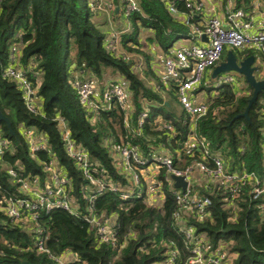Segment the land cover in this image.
Listing matches in <instances>:
<instances>
[{"label": "trees", "instance_id": "1", "mask_svg": "<svg viewBox=\"0 0 264 264\" xmlns=\"http://www.w3.org/2000/svg\"><path fill=\"white\" fill-rule=\"evenodd\" d=\"M136 1L137 9L126 14L123 0H112L107 11L114 14V6H120L129 28L115 27L108 32L96 20L103 13L98 10L97 0L0 2V113L9 120L12 129L11 134L0 120V136L10 144L0 156V203L19 194L16 183L9 176L10 169L23 176H38L43 183L46 174L42 164L56 157L60 169L70 179V196L78 204V210L85 211L87 199L81 190L87 183L65 151L59 119L64 122L70 139L83 147L90 158L97 160L114 181L126 182L111 158L120 144V136L128 133L123 124V110L113 102L109 111H100L99 117L91 120L92 111L82 104L74 87L77 80L94 81L100 101L107 86L126 82L133 120L146 105L142 136L128 137L130 143L141 146L145 156L150 145L168 151L176 160L177 155L184 152L189 136H193L203 138L208 151L221 155L230 170L254 172L264 179V103L261 102L264 90L247 116L242 113L252 88L240 74L237 78L244 85L219 87L208 104V112L194 118L192 123L180 104L179 115L166 109L162 93H171L169 89L166 90L158 79L155 80L159 89L145 84L137 72L139 69L144 76H154L148 56L140 49V29L150 28L153 40L164 51L178 39L193 41L194 38L183 20L170 13L167 0ZM176 7L181 14L187 12L180 0ZM232 7L248 14L251 0H232ZM191 20L197 22L198 18L194 16ZM113 31H118L119 37L115 49L111 50L107 44ZM232 50L238 60L253 55L264 63V52L257 47ZM12 51L18 55L16 62L11 59ZM16 63L26 72L33 95L40 102L35 111L28 108L25 92L17 82L4 75L6 68ZM106 77L111 80H105ZM140 95L144 99H140ZM172 98L177 103L175 96ZM163 123H168L172 130L161 127ZM131 125L135 127L134 122ZM20 126L42 133L50 148L31 156ZM200 153L183 154L177 167L205 162ZM163 173L160 169V178L165 179ZM208 186L205 178L191 183L193 192L199 190L211 200L200 220L201 214L195 209L177 206L172 194L177 188L167 182L163 184L164 196L158 206H150L134 196L121 201L109 191L97 195L95 209L116 216L118 248L97 243L94 230L87 222L65 210L40 211L37 219L26 225L14 222L0 210V264H56L47 252H37L34 247V230L38 227L47 235L48 251L54 255L65 251L75 254L78 260L74 264H167L171 252L175 253L176 263H183L189 258L188 248L192 246L193 236L201 234L205 235L211 250L223 244L222 248L230 254L231 264H264V212L259 209L264 198L252 199L246 185L232 207L224 202L222 193L214 185ZM175 210L181 211L179 219L173 216ZM184 229L192 233L190 240H186Z\"/></svg>", "mask_w": 264, "mask_h": 264}, {"label": "built area", "instance_id": "2", "mask_svg": "<svg viewBox=\"0 0 264 264\" xmlns=\"http://www.w3.org/2000/svg\"><path fill=\"white\" fill-rule=\"evenodd\" d=\"M2 0H0L1 2ZM178 0H167L168 10L172 14H181L177 11L176 2ZM187 8L183 12L182 19L189 28L191 36L199 40L204 35L206 43L202 45H192L181 47L175 50L171 55L164 59L163 66L167 75L164 88L168 90L169 86L174 89L176 98L182 109L194 118L204 116L208 112L206 102L194 103L191 93L202 81L203 75L207 69L214 67L221 59L226 48L245 49L248 47H257L260 52H264V20L259 28L250 32L252 27L249 15L240 8L232 7V0H226V7L222 17L209 16L202 21L194 22L191 19L201 16L202 3L199 0H180ZM124 11L126 14L137 9L136 0H123ZM251 4L256 6L257 0H251ZM98 9L100 4L98 3ZM111 8L110 5H107ZM129 27L127 26L125 30ZM112 38L107 46L114 50L119 37L118 31H113ZM19 45V44H18ZM17 45V46H18ZM15 46V50L16 47ZM12 51L11 59L16 62L18 55ZM264 69V63H263ZM30 72V71H28ZM4 75L20 86L25 92L27 106L31 111H35L34 95L31 83L26 72L18 65H9ZM236 72H226L220 74L215 80L214 90H218L222 85H239ZM264 80V72L262 78ZM82 104L92 111V119L99 117L100 111H109L113 102L123 110V124L127 132L120 136V144L115 147L111 158L126 178V182L119 183L112 179L108 171L101 167L97 160L89 157L87 151L76 145L69 137V132L64 122L59 119L61 138L64 141V148L67 154L74 160L76 166L86 180V185L82 187V194L87 199L85 211H79V206L69 193L70 179L60 169L56 157L42 164L43 172L46 177L43 183L38 176H23L16 170L10 169L9 176L16 183L19 194L10 196L1 201L0 210L14 222L26 225L29 221L36 220L40 211L48 213L54 209L68 211L69 213L80 216L91 229L94 230L97 243H108L118 248L117 231L119 224L115 215L100 213L95 209L94 200L97 195L103 192H112L118 196L121 201H127L131 197L143 200L147 204L149 198L156 193L158 198L164 196L162 191L163 184L173 186L172 174L183 177L187 182L184 190L177 188L173 191V198L178 207H187L195 209L199 214V220L202 219L206 207L211 200L208 195L199 193V190L192 191L191 183L200 178H205L208 187L217 189L222 193L223 200L228 206L235 207L238 197H241L243 187L249 186L248 193L252 199L264 198V179H260L254 172L230 170L224 158L216 152H209L203 138L196 139L189 136L184 145V152L179 153L176 160L168 151L152 148L148 145L149 152L143 153L138 143H130V135L142 136L144 120L147 117V109L144 104L143 109L137 114L136 119H132V105L129 100L127 87L122 83H114L107 86L102 91L101 101L97 99L96 83L92 80H77L74 82ZM168 87V88H167ZM155 89H159L156 85ZM217 93V92H216ZM215 95V94H214ZM140 99H144L140 95ZM96 100L100 101L97 102ZM264 103V101H261ZM146 103V102H145ZM134 122L135 127L131 123ZM161 127L172 130L168 123H163ZM21 133L28 144V151L31 156H35L37 151H47L50 146L46 137L38 133L34 128H25L20 126ZM173 135V133L171 134ZM264 140V128H263ZM9 142L0 136V156L5 149H9ZM196 151H201L200 158L205 162L192 163L177 167L182 160V155H195ZM160 169L164 170L163 177L160 178ZM122 204V202L120 203ZM121 206V205H120ZM152 206V205H150ZM156 206V205H153ZM122 208V207H120ZM259 209L264 212V201L260 203ZM181 211L173 212V216L179 219ZM34 247L37 252H47L56 264H74L78 259L75 254L65 251L63 254H51L45 246L47 235L42 228L35 230ZM186 240L192 238V233L184 229ZM125 237L122 245L125 243ZM192 246L188 248L189 258L183 263H176L175 253L171 252L166 260L167 264H231L228 250L222 248L221 244L216 249L211 250L204 234L192 238ZM122 245H119L120 247Z\"/></svg>", "mask_w": 264, "mask_h": 264}, {"label": "crops", "instance_id": "3", "mask_svg": "<svg viewBox=\"0 0 264 264\" xmlns=\"http://www.w3.org/2000/svg\"><path fill=\"white\" fill-rule=\"evenodd\" d=\"M199 1L202 3L201 16L198 18L199 21H202L209 16H218V17L223 16L224 8L226 7V0H199ZM104 2L106 5L107 4L110 5L112 0H104ZM114 7H115L114 8V14H112L110 11H107L109 16L100 13L98 18L96 19L98 21V23L100 24V27L103 30H105L106 32L111 30L113 27L122 28V27L129 26L127 24L126 17L124 16V14L121 11V7L120 6L119 7L114 6ZM251 7L252 8H251L250 12L248 13V15H249V18L251 19L252 27L250 28L249 31L254 32L257 28L260 27V25L262 24V22L264 20V0H257V5L254 6L251 4ZM176 16L180 20L182 19L181 14H176ZM153 37H154V34L150 28L141 27L140 33H139V43L141 45L140 49L148 56V59H149L148 64H149L154 76H152L151 74L149 76L148 75L144 76L143 71L142 70L140 71L139 69H137V72L140 74L139 77L144 81V83L149 85V86H152V87H156V85L158 84L156 81L157 79L161 84L164 83L167 79V75H166V72H165V69L163 66L164 59L167 56L171 55L175 50H178L181 47H187V46H192V45H202V44L206 43L205 37L204 38L202 37L199 40L194 39L193 41L187 40V39H181V41L178 43L174 42V44L170 47V49L168 51H164L153 40ZM229 49L230 48L228 47L224 50L222 57H224L225 52ZM136 59H137V57H136ZM140 59H141L142 64H144V60L142 58H140ZM254 65L258 66L257 72L255 71L254 75L257 79H261L263 76V72H264L263 63L260 62L259 59H255ZM212 68L207 69L203 75V78H202V80L206 79V81H207L206 83L208 84V86L203 81H201L199 86L195 90H193V92L191 93L192 101L194 103L206 102L207 104H210L211 100L216 96V94H217L216 92L218 90H214V89H212V91L209 90L210 81L213 80L211 78ZM39 78H40V76H38V79ZM243 85H244L243 82H242V84L239 83V86L237 88H240ZM234 88L237 89L236 86H234ZM168 89L171 93H166V91L164 93H162L163 98H164V102H165L164 103L165 107H166V109H168V110L170 109L171 111H173L172 107H174L175 111H173V112H176L179 115L180 114L179 111L181 110V107L179 108V106H178V108L180 110H177L175 107V104L179 105V102H178V100H176L177 103L175 101H173L172 97L175 96V98H176V95L174 92L171 91L170 86ZM39 103L40 102L38 101V98L34 97L35 106H38ZM190 122L191 123L193 122L192 116H190Z\"/></svg>", "mask_w": 264, "mask_h": 264}, {"label": "water", "instance_id": "4", "mask_svg": "<svg viewBox=\"0 0 264 264\" xmlns=\"http://www.w3.org/2000/svg\"><path fill=\"white\" fill-rule=\"evenodd\" d=\"M205 37L204 35L202 36ZM255 57L253 55L246 56L244 59L238 60L233 50L229 49L225 52L223 59H221L211 70V78L215 79L218 75L226 72H236L244 77L246 83L252 88V95L248 100L247 107L242 113L243 116H247L249 108L256 102L259 94L264 90V80L257 79L254 72L258 69L257 65H254ZM0 120L5 123L9 132L12 134V129L9 120L0 113ZM173 186L175 188L185 189L187 182L183 177L171 175Z\"/></svg>", "mask_w": 264, "mask_h": 264}, {"label": "rangeland", "instance_id": "5", "mask_svg": "<svg viewBox=\"0 0 264 264\" xmlns=\"http://www.w3.org/2000/svg\"><path fill=\"white\" fill-rule=\"evenodd\" d=\"M102 1H103V2H102ZM97 2L100 4V7H101V8L98 9V10H99V11H102V12H103L102 14L109 16V15H108V12H107V6H106L104 0H97ZM113 29H115V27H113ZM180 41H181V39H178L176 42L178 43V42H180ZM256 72H257V70H256ZM108 79L111 80L109 77H106V78H105V80H108ZM113 79H115V78H113ZM202 81L208 86V84L206 83V82H207L206 79H205V80L203 79ZM241 81H242V80L240 79V84L242 83ZM210 84H211V85H210ZM210 84H209V90L212 91V89L216 87V86L214 85V84H215L214 80L210 81ZM124 85L126 86V83H125V82H124ZM175 107H176L177 110H179L177 104H175ZM172 110L175 111V108L172 107ZM175 113H176V112H175ZM163 151H165V150L163 149ZM158 196H159V195H158L157 193H156L155 195L151 196V197L149 198L147 204H148V205H152V206H153V205L158 206L159 203L161 202V200L158 198ZM160 204H161V203H160Z\"/></svg>", "mask_w": 264, "mask_h": 264}, {"label": "clouds", "instance_id": "6", "mask_svg": "<svg viewBox=\"0 0 264 264\" xmlns=\"http://www.w3.org/2000/svg\"><path fill=\"white\" fill-rule=\"evenodd\" d=\"M230 72H233V71H230ZM222 74H223V73H222ZM218 76H219V75H218ZM218 76H217V77H218ZM217 77H216V78H217ZM216 78H215V79H216ZM215 79H213V80H215Z\"/></svg>", "mask_w": 264, "mask_h": 264}, {"label": "flooded vegetation", "instance_id": "7", "mask_svg": "<svg viewBox=\"0 0 264 264\" xmlns=\"http://www.w3.org/2000/svg\"><path fill=\"white\" fill-rule=\"evenodd\" d=\"M222 58H223V57H222ZM222 58H221V59H222Z\"/></svg>", "mask_w": 264, "mask_h": 264}]
</instances>
